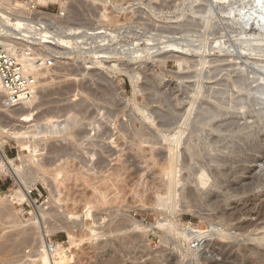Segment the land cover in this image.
Here are the masks:
<instances>
[{
  "label": "rangeland",
  "instance_id": "374dc122",
  "mask_svg": "<svg viewBox=\"0 0 264 264\" xmlns=\"http://www.w3.org/2000/svg\"><path fill=\"white\" fill-rule=\"evenodd\" d=\"M251 1L38 3L64 26L52 39L70 36L58 37L67 51L57 50L71 56L46 64L33 103L12 107L0 94V167L2 150L24 179L0 170L7 208H0V264L34 258L36 221L67 250L64 264L259 263L247 252L264 251L254 241L264 234V30L253 23L259 10ZM92 50L100 66L89 64ZM67 116L75 125L63 136H31ZM18 131L30 133L16 138ZM174 147L178 183L170 194L159 166ZM18 184L30 188L22 203ZM167 223L202 238L187 252ZM227 231L232 238L221 239Z\"/></svg>",
  "mask_w": 264,
  "mask_h": 264
},
{
  "label": "bare ground",
  "instance_id": "6f19581e",
  "mask_svg": "<svg viewBox=\"0 0 264 264\" xmlns=\"http://www.w3.org/2000/svg\"><path fill=\"white\" fill-rule=\"evenodd\" d=\"M37 3H40V4H44V3H46L47 2V0H35ZM252 1L250 0V3H251ZM252 7L254 8V9H256V11L257 10H259L258 11V13H257V15L255 16V18H254V20H253V23L255 24L256 23V26L260 29V30H264V0H253V3H252ZM249 8V7H248ZM76 10V9H75ZM102 17H105L104 15L102 16ZM53 18V17H52ZM60 18V17H59ZM247 17H244L242 20H240L241 21V23L242 24H247V22H248V20H249V18H247ZM10 23V25L12 26V29L10 30V31H20L21 30V28H23L24 27V25H23V23H21L20 21H15V22H9ZM66 31V30H65ZM72 31L73 30H69V32H71L72 33ZM60 33V32H59ZM49 34H48V32L47 31H44L43 32V37L41 38L42 39V42L44 43V45H43V47H44V49H45V51H51L54 55H56V54H64L63 56L64 57H66V55L67 54H70L69 52H65V53H60L57 49H64V50H62V51H67L66 49V46H63L62 44H61V41L62 40H58V37H62V38H69L70 36H68L67 37V35H61V36H57L56 37V39H49V36H48ZM102 37V35L100 36V38L99 39H102L103 40V38H101ZM71 38H72V36H71ZM91 43V42H90ZM98 50V49H97ZM101 50V49H100ZM104 50V49H103ZM103 50H101V52H107V51H103ZM70 51V50H69ZM84 52H86V51H84ZM98 51H87L86 52V54L85 55H87L88 54V56L90 57H88L89 59H90V62L91 63H89V64H94V65H101V61L100 62H95V63H93V59H96V60H98L99 59V57L97 56L98 55V53H97ZM82 53V52H81ZM79 54H80V52H79ZM78 54V55H79ZM70 56H71V54H70ZM68 57V56H67ZM86 61H89V60H86ZM86 61H84V64H88V62H86ZM181 62V61H180ZM163 63V62H162ZM161 63V64H162ZM47 63L45 62V61H42V64H33L31 61L30 62H28L27 64H22L23 65V71H24V74L25 75H27V76H31L30 78H33V81H34V85H33V87L30 89L31 91H32V93H31V96L28 98V99H26V100H24L22 103H24L25 105H27V104H31V103H33V101L37 98V92H35V90L37 89V86H38V84L41 82V80H45L46 79V75H48L49 74V67L46 65ZM50 65V64H49ZM114 67V66H113ZM40 77H41V79H40ZM138 77V76H137ZM133 78V77H132ZM136 78V77H135ZM135 81V80H134ZM150 81V80H149ZM132 85V84H131ZM133 87V86H132ZM196 88V87H195ZM196 89H198V88H196ZM219 89V88H218ZM221 89V88H220ZM161 91V90H160ZM1 93H3V88H2V86H1V82H0V94ZM223 93V92H222ZM135 95V94H134ZM138 95V94H137ZM154 97V96H153ZM87 101H89V100H87ZM2 104H3V102H2ZM151 104V103H150ZM180 107V106H179ZM187 108V107H186ZM144 109V108H143ZM173 110V109H172ZM139 111V110H138ZM68 112V111H67ZM23 112H20V111H17L16 112V115H20V114H22ZM73 114V113H72ZM141 114V113H140ZM188 114H190L189 112H188ZM64 115H66V114H64ZM68 115H70V113H68ZM143 116H144V114H142ZM149 115V114H148ZM179 115V114H178ZM70 116H73V115H70ZM70 116H67L66 118H64V120L63 121H61V122H57V121H50V120H46L44 123H42L41 125H39L38 126V131H37V133L36 134H32L31 133V136L32 137H34V136H37V135H39V136H42V137H45V136H49V137H54V136H58V135H60V136H63L62 135V133L64 134V132L66 131L67 132V130H69L70 129V127L72 126V124L74 123V120L72 119V117H70ZM75 117V116H74ZM187 117H189V116H187ZM144 118V117H143ZM147 118V117H146ZM216 118V117H215ZM47 119V118H46ZM66 119V120H65ZM146 120V119H145ZM150 120V119H149ZM151 123V122H150ZM211 123V122H210ZM75 124H73V126H74ZM180 125V124H179ZM72 128V127H71ZM30 133V131L29 132H15L14 133V136L16 137V138H18V136H24V135H27V134H29ZM182 133V132H181ZM178 134H180V133H178ZM163 135V134H162ZM174 135H177V134H174ZM67 136V135H66ZM77 136V135H76ZM49 137H46V138H49ZM178 137H179V135H178ZM177 137V139H176V136H174V138L176 139H173V140H175V141H172V142H174L175 143V145H178L179 144V138ZM173 138V137H172ZM162 139V138H161ZM165 139V138H164ZM217 139V138H216ZM150 140V139H149ZM169 140V139H168ZM168 142V141H167ZM169 143V142H168ZM172 146V145H171ZM1 147V146H0ZM35 149V148H34ZM27 151V150H26ZM1 152H2V156H3V162L1 163V167H0V170L2 171V173L4 174V175H6V176H10V177H12L16 182H18L19 180V182H21V180H24L23 178H22V172L20 173V169H19V167L18 166H16L14 163H13V161L12 160H10L7 156H6V154L1 150ZM32 152V151H31ZM33 153H36L35 152V150H34V152H32L31 153V155H33ZM144 153V152H143ZM26 157V156H25ZM27 158V157H26ZM177 158H178V152L176 151V149H175V147L174 148H169L168 149V154H167V160H166V162L165 163H163L162 165H160L159 166V174H160V176H162V177H165V179L167 178V181L165 182V189H166V191L167 192H165V193H170V192H173L174 190H175V187H176V185H177V176H176V163H177ZM31 160V162L32 163H34V161L36 160H34V156H29L28 157V160ZM198 159V158H197ZM27 160V159H26ZM25 160V161H26ZM29 160V161H30ZM234 161V160H233ZM197 162V161H196ZM30 164V163H29ZM34 165V164H33ZM40 165V164H39ZM38 166V165H37ZM39 167V166H38ZM37 169H40V168H37ZM213 171V170H212ZM26 172V171H25ZM30 174L31 173H34L33 175H35L37 172L35 171V172H29ZM24 174V173H23ZM158 174V173H157ZM240 174V173H239ZM32 175V174H31ZM39 175V174H38ZM61 175V174H60ZM48 176V175H47ZM58 176V175H57ZM159 176V177H160ZM37 177V176H36ZM35 177V178H36ZM39 178H41V177H39ZM56 178V177H55ZM38 179V178H37ZM164 179V178H163ZM253 179V178H252ZM33 180L34 181H36V179H34L33 178ZM164 182V181H163ZM35 183V182H34ZM21 184H22V182H21ZM20 184V185H21ZM26 184V183H25ZM155 184V183H154ZM204 184V183H203ZM19 185V184H18ZM20 185H19V187H20ZM22 186V185H21ZM163 186V185H162ZM252 186V185H251ZM22 187H24V186H22ZM25 190L23 189H21L20 188V191L19 192H15V197L17 198V200H20V202L21 201H27V198L28 197H26V195H27V193L29 192V186H26L25 185ZM162 190H164V189H162ZM158 192V191H157ZM237 192H239V191H237ZM235 193V192H234ZM171 194V193H170ZM174 194V193H173ZM233 194V193H232ZM236 195H238L237 193H235ZM248 194V193H247ZM155 195V199L156 200H158L159 199V197L156 195V194H154ZM188 195V194H187ZM13 196V195H12ZM168 196H170V195H168ZM193 197V196H192ZM235 197V196H234ZM244 198V197H243ZM246 198V197H245ZM5 199V197L3 198L1 195H0V208H2V207H4L5 208V204L3 203V204H1V202H3V200ZM14 199V197H12V199L11 200H13ZM161 199H163V198H161ZM168 199V198H167ZM253 199V198H252ZM227 200V199H226ZM226 200H225V202H226ZM230 200V199H229ZM155 201V200H154ZM217 201H219V200H217ZM220 201H222V200H220ZM255 201V200H254ZM234 201H232L231 200V202L230 203H233ZM253 202V201H252ZM22 203V202H21ZM159 203V202H158ZM157 203V204H158ZM173 203V202H172ZM229 203V204H230ZM247 203V202H246ZM20 204V203H19ZM165 204V203H164ZM226 204V203H225ZM241 204H242V202H241ZM248 204V203H247ZM247 204H246V206H247ZM218 205H219V202H218ZM221 205H222V203H221ZM236 205V204H235ZM242 205H244V204H242ZM250 205V204H249ZM175 206V205H174ZM215 206H216V204H215ZM237 206V205H236ZM236 206H235V209H237L236 208ZM239 206V205H238ZM241 206V205H240ZM262 206V205H261ZM260 206V207H261ZM227 207H228V205H227ZM220 209V207L218 206L217 207V209ZM229 208V207H228ZM227 208V209H228ZM233 208V207H232ZM239 208V207H238ZM243 208V207H242ZM245 208V207H244ZM3 209V208H2ZM5 209H7V208H5ZM216 209V208H215ZM221 210V209H220ZM234 210V209H233ZM232 210V211H233ZM245 210H247L246 208H245ZM249 210H250V208H249ZM252 210V209H251ZM250 210V211H251ZM262 210V209H261ZM1 211V210H0ZM224 211V210H223ZM236 211V210H235ZM238 212H240L239 210H237ZM242 211V210H241ZM264 211V210H263ZM5 212V211H4ZM220 213L219 214H221V211H219ZM226 212V211H225ZM248 212V211H247ZM252 212V211H251ZM243 213V212H242ZM245 213V212H244ZM257 213H259V212H257ZM256 213V214H257ZM11 214V216H13V211H12V213H10ZM68 214V213H67ZM232 214V213H231ZM234 214H236L235 212H234ZM241 214V213H240ZM249 214V213H248ZM253 214V213H252ZM39 215H40V219H42V218H44V213L42 212V210L41 211H39ZM38 215V216H39ZM251 215V214H250ZM258 215V214H257ZM218 216V215H217ZM224 216H226L227 217V214L225 215L224 214ZM242 216V215H241ZM247 216V215H246ZM71 217H73V216H71ZM76 217V216H75ZM230 217V216H229ZM232 217V216H231ZM230 217V218H231ZM8 218H10V217H8ZM35 218V217H34ZM220 218V217H219ZM223 218V217H222ZM222 218H220V219H222ZM236 218H237V215H236ZM235 218V219H236ZM258 218H259V216H258ZM70 219V218H69ZM14 220V219H13ZM223 220H224V218H223ZM251 220V219H250ZM16 221V220H15ZM225 222L227 221V220H224ZM224 221H221V222H224ZM231 221V220H230ZM229 221V222H230ZM256 221V220H255ZM42 222V221H41ZM231 222H233V220L231 221ZM230 222V223H231ZM240 223L241 222H243V221H239ZM37 223H39V221L37 222H34V225H35V230H36V232H35V234H33V235H35V238L34 239H36V240H34L37 244H38V246H37V249H36V251H35V255H34V258H30L29 256H26V255H24L25 257V261L23 262V264H57V262H56V259H55V256H54V254H58V256H59V259H60V264H64L65 263V261L66 260H68V257H67V250H65L64 248H63V245L61 244V243H56V242H54V244L51 246V251L49 250V248H48V242H47V239H48V237H47V235L45 234V232L43 231V227L41 226L43 223H44V221L42 222V224L41 223H39L38 225H37ZM14 224H16V222L14 223ZM225 224V223H224ZM237 224V223H236ZM245 224V223H244ZM240 225V224H239ZM251 225V224H250ZM225 226V225H224ZM229 226V225H228ZM230 226H231V224H230ZM229 226V227H230ZM238 226V225H237ZM241 226V225H240ZM239 226V227H240ZM252 226V225H251ZM226 227V226H225ZM229 227H227V228H229ZM231 227H233V226H231ZM247 227H249V226H247ZM257 227V226H256ZM163 228L165 229V232L166 233H169V234H173V235H177V236H179L182 240H184V241H186V243H188V245H187V248H186V251L187 252H191L192 251V249H191V244L192 243H195V242H198V241H200L201 240V238H202V235H203V233H201V232H199V230L198 231H196V232H185L186 230L185 229H180V228H178V226H176V224H170V223H167V225L166 226H163ZM189 229V228H188ZM224 229V228H223ZM236 229H237V227H236ZM248 229V228H247ZM227 230V229H226ZM229 230V229H228ZM93 231V230H92ZM92 231H91V233H92ZM130 231V230H129ZM224 231V230H223ZM235 231V230H234ZM240 231H243V230H240ZM255 231H257V230H255ZM221 233H222V231H220ZM219 231L217 232V233H220ZM216 233V234H217ZM241 234L243 233V232H240ZM256 233V232H255ZM228 235H231V234H228V231H227V233H224V234H221V235H219L220 236V238L222 239V237H223V239L225 238V237H227ZM218 236V235H217ZM237 236V235H236ZM250 236H252V235H250ZM33 237L34 236H32V239H33ZM248 237H249V235H248ZM230 238H232V235L229 237H227V239H230ZM124 239V238H123ZM122 239V241L124 242L125 240H123ZM131 239V238H130ZM129 239V240H130ZM226 239V238H225ZM245 239V238H244ZM251 239L253 240V238L251 237ZM255 240L254 241H257L258 243H256L257 245H259L261 242H263L264 243V234L261 236V237H256V238H254ZM166 240V239H165ZM232 240V239H231ZM235 240V239H234ZM251 240V241H252ZM249 241V240H248ZM246 239H245V241L244 242H248ZM253 241V242H254ZM255 243V242H254ZM211 244V243H210ZM249 244V243H248ZM260 245H262V244H260ZM125 246V245H124ZM256 247V246H255ZM254 247V248H255ZM262 248V247H261ZM114 249V248H113ZM176 249V248H175ZM219 249V248H218ZM246 249V248H245ZM262 250V249H261ZM261 250H259V249H256V250H253V249H249L248 250V252H247V254H250L251 256L252 255H255L256 256V261H259V263L258 262H256V263H258V264H264V251H261ZM111 251V250H110ZM0 252H1V250H0ZM164 252V251H163ZM172 252V251H171ZM186 252V253H187ZM223 253V252H222ZM229 254V253H228ZM246 254V253H245ZM246 254V255H247ZM180 255H182V254H180ZM32 257V256H31ZM161 257V256H160ZM225 257V256H224ZM223 257V258H224ZM228 257V256H227ZM237 257V256H236ZM247 257V256H246ZM254 257V256H253ZM252 257V258H253ZM170 258H171V256H170ZM231 258V257H230ZM232 258H233V256H232ZM183 259V258H182ZM185 259V258H184ZM234 259V258H233ZM180 260V259H179ZM228 260H230V259H228ZM231 261V260H230ZM173 262V261H172ZM229 262V261H228ZM241 263H242V260H241ZM254 263V262H253ZM113 264V263H112ZM221 264V263H220Z\"/></svg>",
  "mask_w": 264,
  "mask_h": 264
},
{
  "label": "built area",
  "instance_id": "2783aa9c",
  "mask_svg": "<svg viewBox=\"0 0 264 264\" xmlns=\"http://www.w3.org/2000/svg\"><path fill=\"white\" fill-rule=\"evenodd\" d=\"M15 21L23 23L20 31H10L9 22ZM60 24L58 28L59 21L55 23L52 15L41 10L35 0H0V82L6 94V104L19 106L31 96L34 81L24 74L22 64L30 61L33 64H42V61L53 64L58 59V54L45 51L41 38L47 31L51 39L56 30L64 28ZM47 242L51 251L54 242L51 239Z\"/></svg>",
  "mask_w": 264,
  "mask_h": 264
},
{
  "label": "water",
  "instance_id": "95a60500",
  "mask_svg": "<svg viewBox=\"0 0 264 264\" xmlns=\"http://www.w3.org/2000/svg\"><path fill=\"white\" fill-rule=\"evenodd\" d=\"M256 24V23H255Z\"/></svg>",
  "mask_w": 264,
  "mask_h": 264
}]
</instances>
